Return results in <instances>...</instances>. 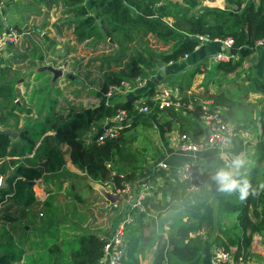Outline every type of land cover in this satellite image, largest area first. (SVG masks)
Returning a JSON list of instances; mask_svg holds the SVG:
<instances>
[{"label": "trees", "instance_id": "obj_1", "mask_svg": "<svg viewBox=\"0 0 264 264\" xmlns=\"http://www.w3.org/2000/svg\"><path fill=\"white\" fill-rule=\"evenodd\" d=\"M54 1L45 0L48 5ZM62 1L68 8L67 18L58 24L55 23L54 31L70 35L76 45L85 40L91 42L93 49L100 43V46L107 45L109 55H115L113 66L118 68L107 70L102 74V81L97 83L100 93L105 92L109 85L119 84L122 80L132 81L136 76L144 77L146 70L153 71L155 66H164L177 61L183 55H188L197 44L194 35H205L208 40L226 38L232 40L228 53L236 58L231 57L211 66L212 70L224 73L231 72L239 66L243 57L251 51L256 42L261 41L264 45V0H258L256 4L247 0L241 8H239L241 0H225L223 8L200 6L197 0H180L177 4H170L166 0ZM40 2L42 0H35V3ZM2 3L4 5L3 0ZM232 4L236 6L235 9L230 8ZM166 17H170L171 22L167 23L164 20ZM21 25L22 23L18 25L15 22L13 26L20 31ZM1 26L0 20V29ZM147 35L169 46L162 51L144 48L145 52H138L136 45L145 41ZM107 40H111L112 43ZM28 42H30L28 39L23 41L22 38L17 46L8 47L9 56L5 57L6 59L0 58V64L2 63L0 65V127L2 128L15 126L20 113L24 117L30 113V108H25L21 104L17 105L15 102L16 99L18 101L20 99L15 98L14 87L19 77L29 76L32 68L43 60L51 64L56 59H64L66 56L61 52L67 51V44L61 46L59 49L61 52L58 51L53 54L54 56L47 57L46 53H36L37 45L31 42L26 45ZM45 43L53 45L47 41ZM26 60L27 64L23 67L25 68L23 71L20 66ZM40 73L48 72L40 71ZM184 77L187 84L191 74ZM38 78L39 76L36 81ZM153 79H149L142 88H137L124 96H118L120 98H110L107 104L100 103L84 112H75L67 121L46 119L45 123H53L50 127L54 130V134L52 137L43 138V142L35 148L32 158L34 161L36 156H44V160L39 163L41 168L18 166L6 179L8 186L0 188V204L3 197L8 194L10 182L20 173L19 175L24 176V179L15 180V190L11 198L18 199L23 208L33 205L34 198L27 187V181L39 178L42 173L56 172L61 166L59 155L51 148L50 140L66 143L69 147L68 156L71 164L90 180L108 186L115 192L136 179V170L144 162V149H138L133 145L134 130L152 129L154 125L160 131L175 128V132L178 135H184L186 141L197 143L202 133L198 121V100H211L212 105L222 107L226 112L238 105L236 99L224 92L206 91L204 95H200L201 97L196 95L200 97L199 99L179 98L176 101L178 106H169L163 110L153 108L148 114L139 113L133 108L132 103L139 97H146L145 103L151 104L148 96L154 92ZM261 81L264 85V64L261 70ZM52 84L53 81L50 83V80L43 82L42 86H38L40 92L48 91ZM181 87L178 84V88ZM34 91H38V88ZM191 97L194 96L191 95ZM188 103L191 104V111H187ZM117 108L125 110L128 123L120 126L114 137L105 138L101 143L95 141V136L88 141L82 139L91 123L113 115ZM222 115L226 119V115ZM25 124L27 125L28 121ZM37 125L38 122L33 121L28 127L30 131H27L26 127L20 130L19 137L26 139L21 153L32 149L35 139L40 134L37 131L42 132L49 128V126L37 128ZM8 145V136L0 134V157L9 155ZM154 156V152L148 154L149 159ZM250 160L253 162L252 165L263 164L262 175L264 176V142L256 143L255 152ZM199 162L203 167H209L213 174L222 164L216 157L199 160ZM2 168L3 166H0V172ZM157 177L161 179V183L155 185L154 193L142 198V210L136 207L123 206L122 208L121 217L125 213L129 214L132 221L125 228L121 264H139L138 255L150 245H154L151 250L153 253L151 264H200L199 251L206 241L234 254L244 252L246 257L252 235L261 234L264 231V190L254 184V169L251 165L245 172L239 171L236 178H246L256 190V195L250 194L247 199L240 200L238 193L227 194L218 191L216 194L218 215L236 213L232 231H224V234L212 233L211 209L206 208L207 199L212 191L207 185H200L195 190H189L184 182L170 178L164 169L151 172L145 183L152 185ZM22 187H27L26 196L22 195L18 198ZM157 194H160L159 198H156ZM111 209L115 211L116 206H111ZM203 209L205 213L197 221L170 226L165 230L166 239H162L160 224L161 220L165 219L160 217L162 214L179 210L192 216H199ZM0 211L2 212L3 209ZM1 212L0 221L9 224V228L0 226V264H16L23 254L22 241L31 232L35 237H43L44 228L36 229L42 223L38 222L35 226L36 219L25 216L32 213L22 208L17 215H14L15 220L2 216ZM38 214L41 215V212L38 211ZM156 218H158L157 228L153 225ZM26 228L28 230H25ZM144 229H149L151 232L149 233L148 230V234L144 235ZM201 230L205 239L199 234ZM14 235H17L15 240ZM72 238L63 249L64 252L72 248L67 252L68 261L58 260L56 244L53 248L51 246L42 249L39 243L30 240L28 246L32 247L33 252L23 256L26 258L23 264H43L40 254L44 251L51 252L50 255L53 258L57 257V260H53L54 264H99L105 236L99 237L93 230L76 233ZM165 244L166 247H164ZM16 246L18 248L13 250Z\"/></svg>", "mask_w": 264, "mask_h": 264}, {"label": "crops", "instance_id": "obj_2", "mask_svg": "<svg viewBox=\"0 0 264 264\" xmlns=\"http://www.w3.org/2000/svg\"><path fill=\"white\" fill-rule=\"evenodd\" d=\"M3 1H4V5H3L4 8L0 10L1 23L3 22V20L5 21V17L7 14H13L12 11L15 12L17 3H19L20 0H3ZM62 16L65 18L67 15L63 14ZM164 20L169 23L171 22L172 19L170 17H166ZM30 23L31 22H29V24ZM36 34L38 35L36 31L31 30L29 32L30 38L28 39L26 37H23V41L24 39H28L31 43H35L43 54L48 52L50 53L52 48L51 45L46 44L45 43L46 41L43 40V38L42 41L40 38H38ZM56 35L59 36L60 40H63L64 38L66 39L70 38V35L64 33L62 34L57 33ZM35 36L37 37L38 40L34 41ZM148 38L152 39L153 37L147 36V39ZM52 39L56 40L53 37ZM70 40L73 41L72 39ZM154 41L156 42L157 45H159V47L167 48L168 46V44L162 43L158 40H154ZM30 42H28L26 45H29ZM64 42L65 40L61 41L60 45L64 46L65 44ZM221 44L222 43L218 42L217 39L197 41V44L192 50V52H190L188 55L182 56L176 62H174V66H175L174 73L175 71H177L178 68L176 67L177 65L182 66L179 72H181L182 70L187 71L189 69L198 66V70H201L204 73L205 68H203L202 66L206 65V59H208V57H210L214 53L226 51L225 49H227V47L222 48ZM100 45L101 43L95 46V48L93 49L92 46L87 42V48L89 50H96L97 48H100L96 50L97 52L108 50V48L103 50L104 45L102 46ZM53 47L55 48L53 54H55L58 52L57 49L60 48H56L58 47V45H53ZM59 52L61 51L59 50ZM76 53H78V51L71 52V54L74 55L76 59H78L77 63L72 58L67 59V61H69V65L67 66V69L69 68L70 63L72 65V63L75 62V65L71 69V72L64 74L63 76L64 80L62 81L63 84H61L60 86L67 85V87L69 88L79 87L78 83H80L81 69L79 65V56H77ZM5 57H7V55L4 56L3 58ZM65 59L66 56L64 60ZM178 62L181 63L178 64ZM42 64H49V63L43 60V62L36 64V67ZM96 64L100 65L99 62L94 63L93 65ZM168 64L169 63H167L166 65ZM263 64H264V45L255 43V45L251 48V51L246 56L243 57L240 65L236 67L238 69L235 68L231 72L224 73L219 70H217L216 72L211 71L212 69L211 67H209L206 68V72L204 73L205 77L207 75H214L217 77H223L225 78V81L228 82L229 80L227 79H230L231 77H233V73L239 71V76H237L233 80V82L235 83V87L231 88L225 86V84L223 85L222 83L219 85L220 83L219 82L217 86L214 84L212 86V89L207 92L221 91L224 92V94L229 95L233 92L239 91L240 95L246 96V94H248L246 98H235L229 95L238 101V105L228 112H226V110L223 109L222 107L214 106L217 107L219 112L225 114L226 120H228L236 128V136L234 137V139H232L230 145L222 151H218L217 149L204 148L203 150L195 153V160L198 165V171L200 172L203 178L204 185H207L208 188H210V190L212 191V194L207 199L206 208L211 209V215L213 220L212 233L214 235L216 233L224 234V231H229V232L232 231L236 213L233 212L226 215L225 214L218 215L216 209V200H215L218 190L215 181L212 179V176L214 174L212 173L209 167H203L200 164L199 160H205L212 157H216L219 159V155L221 152L226 153L228 156H236V155L241 156L246 161V163L245 166L239 171L245 172V170L251 165V167L254 169V180H253L254 184L256 186H261L264 184V176L262 175L263 164L259 163L257 165H252L253 162L250 160L251 157L253 156V153L255 152L256 143L259 141L264 142V98H263L264 85L261 81V70ZM0 65H2V63ZM162 71L163 73L159 74L160 75L158 77L159 79L157 78L154 81V84L160 83L161 80L164 79L163 76L166 74V72H168L166 68L161 69V72ZM50 77L51 74L49 72L44 73L40 75L38 80L36 81L37 77H35L34 74L32 73L29 76H24V77L20 76L17 82L14 84L16 92L18 91V94H20L19 96L23 97L20 98L19 101L16 99L15 101L16 104L17 105L21 104L25 108H30V113L25 117L22 113H20L19 114L20 118L18 119V122L16 124L17 126L15 125L7 128L16 131L17 135L14 138L8 137L9 145L7 147V150L10 151V153L9 155L0 157V166H3V168L1 169L2 172H0V178H3V182L0 184V188H6L8 186L6 179L7 177L10 176V174L14 173L15 169L18 166H24L26 168L31 167L37 169L41 168L39 163L44 160V156L38 155L36 156V159L34 161H32V158L34 157L33 154L35 152L34 151L35 148L37 147V145L43 142V138L45 136L52 137L54 134V130L50 127L51 124L53 123L50 122L45 123L46 119L67 121L75 112H80V111L84 112L88 109L95 107L97 104L105 103L104 98L102 96L100 100L98 98H80L75 96V94H68L69 91L68 88H67L68 89L67 92L62 91L60 88H58V86L55 85V83L58 81L57 78L55 79V82H53L52 86L49 87V90L48 91L46 90L47 92L45 91L44 95L42 94L45 98H33L32 94H30L32 89V84L35 83L37 86H42V83L50 80ZM176 78L178 81L184 82V79L181 78L180 76L176 75ZM240 82L241 85H239ZM204 84L205 82H203V85ZM189 85L190 87L191 86L194 87L193 84L191 85V81ZM64 87L65 86H63V88ZM95 89L98 90V86ZM244 89H247L246 94H244ZM205 90L207 89L205 88ZM100 94L102 95V93ZM119 96H124V95H119ZM26 121H28L27 125L25 124ZM33 121L38 122L37 128H39V126H49V128L46 129L45 131L43 130L42 132L37 131L40 134L35 139L32 149L30 151L21 153L20 151L22 150V147H24L26 144V139H22L19 137L20 130L26 127L25 129L27 131H30L31 129L28 127L32 125ZM102 121L103 119L96 122V124L91 123L90 127L85 132L86 134H84L85 136H87V138L84 139V141H88L90 139L89 137L90 134L93 132L92 130L94 126L97 125L99 128L98 130H96V133L92 136V139L97 133H99L100 130L105 128V125L102 127L99 126V123H102ZM200 126L201 129H203L201 124ZM0 129H2V127H0ZM152 129L155 130L153 132L155 134L154 137L152 138L153 142L148 148L146 146L142 148L144 149L143 152L144 162L141 164V167L136 170V176H137L136 189H141L142 187H145V191L148 192L146 195L154 193L155 185L161 183V179L158 177L156 178V182L152 185L145 183L146 180L149 179L151 172H155L156 170H158L155 167L156 161L158 160L163 161L167 165V169L165 170V172L167 173V175H169L170 178L174 179L175 169L178 168L179 165L184 161L191 159L190 152L185 153L177 150V147L175 146L176 140L172 134L173 130L175 131V128H172L170 130H163V131H160L159 128L157 127H154ZM244 135L247 136L243 138ZM50 142L52 144L51 148L55 150V152L59 155V158L61 160L60 168L56 172L42 173L39 178L27 181L28 184L27 187L31 192V196L34 198V202L32 206H26L24 208L21 206L18 199L11 198L12 197L11 194L15 190V185H16L15 180L24 179V176L19 175L20 173H18L15 179L10 182L8 194H6V196L3 197L2 203L0 204V210L3 209L2 212L0 211L1 215L5 214L14 218V215H17L19 209L22 208V210L32 213L31 215L26 214L25 216H31L32 218H35V215L38 214V211L41 212V216H42L44 211L54 209L55 211L54 216H58L59 220L57 221H60V220H64L62 219L64 216L65 217L68 216V214H66L67 208H65V206L68 205L69 208L70 205H73L74 207L82 206L81 204L78 203V201L82 202L84 201V198H88V194L90 193V191H92L93 195H97V197H100L99 192L95 188L97 185H100V183L90 180L88 177H86V175H84L82 172H80L71 164L68 156V152H69L68 145L66 143H56L53 140H50ZM153 152L155 154L154 158L149 159L148 154ZM89 186L92 187L91 190L89 189ZM27 187H22L20 189L18 198L21 197L22 195L24 197L26 196ZM159 197L160 194H157L156 198ZM103 205L106 208L107 204L103 203ZM118 208L122 213V208L120 206ZM204 213H205L204 209L201 211L199 216H192L179 210L166 212L160 216L165 218L164 220H161V224H160L162 231L169 229L170 226L178 225L180 223L195 222L199 218H201V216ZM120 217L121 215L114 217L112 221L113 226L111 225L112 228L110 227L108 230L102 232L100 229H97L96 234H98L99 237L107 236L108 233L111 232L115 223L118 221ZM157 224H158V218H156L155 222H153L155 228H157ZM82 226L83 225H81L80 228V226L78 225V227L75 226L74 228H76L77 230L80 229L81 231H83V233L91 230V226L89 224L88 227L90 228V230L88 228H82ZM36 229L39 228L36 227ZM148 230L149 229H144L143 234L145 235ZM43 232L44 231H42V234ZM150 232L151 230H149V233ZM199 234L203 236V231L201 230ZM31 240L35 241V239H31ZM206 242L204 243L202 249L199 251L200 264H209L208 246H210L211 243L208 242L206 243ZM142 243L146 244L144 243V241H142ZM151 250L153 249L152 246L150 245L149 248H144L142 252H140V254L138 255L139 264H151L153 258V253ZM147 256H151V258H149V260L145 259ZM245 264H264V231H262L261 234L252 235L250 248L246 256Z\"/></svg>", "mask_w": 264, "mask_h": 264}, {"label": "rangeland", "instance_id": "obj_3", "mask_svg": "<svg viewBox=\"0 0 264 264\" xmlns=\"http://www.w3.org/2000/svg\"><path fill=\"white\" fill-rule=\"evenodd\" d=\"M166 1H168L170 4L180 3V0H166ZM63 3L64 2L62 0H55L54 2H52L51 4L48 5L45 2V0H42V2H40V3H35V0H20L19 3H17V7L15 8V12L12 11L13 14H7L5 17V21H7L8 24H10V25H14L15 22H17L18 25H20L22 22H24V23H22L21 27L23 25H27L29 27L28 32H30L32 30V27L38 28V31H37L38 35L36 34L38 36V38L42 39L40 37V33H44V35L49 40H52L53 45H58V47H56V48H60L61 41L65 40L64 43L67 44V51L66 52L62 51L61 53H62V55H64V53H65L66 59L64 60L62 58H58L50 64L51 66H53V68H57L61 71V76L59 78H57L58 81L55 83V85L58 86V88H60L62 91L67 92L69 89L68 94H75V96L80 97V98H98L100 100L102 95L95 88L97 87V83H100L102 81V74L104 72H106L107 70L109 71V70H113V69L118 68V66H115V67L113 66V59H114L115 55L114 54L109 55L110 52H108V50L97 52L96 50L100 49V48H97L96 50H89L87 48V42L91 45V42L89 40H85V41L79 43L78 45H76L74 43V41L70 40V39H72L71 37L67 38V39L64 38L63 40H60L59 36L56 35L57 33L54 31L53 26L55 23L58 24L62 20H65L67 17L66 16L64 18L62 16L63 14L68 13L67 12L68 8L65 7V5ZM224 4H225V1L223 3H221L220 5H217V3H214V4L204 5V6L223 8ZM3 8H4V6H3ZM230 8H231V5H230ZM231 9H234V8H231ZM24 13H26V14H24ZM68 17H69V14H68ZM29 22H31V23L29 24ZM147 36H151V35H147ZM52 37L55 38L56 40L52 39ZM35 40H38L36 36L34 37V41ZM142 40H145V39H142ZM154 40H156L154 37L152 39H150V38L147 39V37H146L145 41H142L141 43H138L136 45L137 51L138 52H141V51L145 52L144 48H146V49L150 48L154 51L165 50V48L159 47V45H157ZM196 41H197V39H196ZM107 42L112 43L111 40H107ZM258 42H256V43L262 44L261 41H260L261 43H258ZM53 45H51V47H52L51 52L46 53L47 57L54 56L53 51L55 48L53 47ZM106 46H104L103 50H105L107 48ZM73 50L78 51V53H76V55L79 56V65H80V69H81L80 83H78L79 87L69 88V87H67V85L60 86L61 84H63L62 81L64 80V78H63L64 74L71 72V69L75 65V62H73L72 65L70 63V66L67 69V66L69 65V61H67V59L72 58L77 63L78 59H76L74 57V55L71 54V52H75ZM57 51H59V49H57ZM38 52H41V50L36 46V53H38ZM101 54H104V55H101ZM183 56H185V55H183ZM234 58H236V57H234ZM97 62L102 63V64L101 65H99V64L93 65L94 63H97ZM179 63H181V62H178V64ZM26 64H27V60L25 63L21 64V66H20V67H22L21 69L23 71L25 70V68H23V67H25ZM172 64H173V66H172ZM212 65H213L212 63H209L206 61V65L202 66L203 68H205L204 73L206 72V68H209ZM174 67H175L174 62L169 63L168 65H164V66H159V67L155 66V69L153 71L146 70V72H145L146 75L144 77H139V76L138 77L140 79L145 80V82H147L149 79L152 80L153 78L155 81L156 80L155 78H158L160 76L159 74L163 73V71L161 72V69L166 68V70L168 72H166V74H165L166 76L165 75L163 76L164 79H162L160 83H158V84L156 83L153 86L154 92L157 91L158 88H160V87L167 86L170 89H173L177 92L178 98H183V97L190 98L191 95H193L194 98H200L201 94H203L204 92L206 93V91L211 90L212 86L214 84L217 86V84L219 82H220L219 85L222 83L223 85L225 84V86H228L231 88L235 87V83L233 82V80H234V78L239 76V71H236L235 73H233V77H231L230 79H227V80H229L227 82V81H225V78H223V77H217L214 75H207L205 77L204 73L201 70H198V66H196L192 69H189L187 71L182 70L181 72H179L181 70L182 66L177 65L176 67H178V68H177V71H175V73H174ZM36 68H37L36 65L32 68V73L34 74V76L37 77V76L42 75L39 71L36 70ZM236 69H238V68H236ZM211 71L216 72L217 70L213 69ZM189 74H191V77H190L188 83L186 84V82H185L186 77H184V76H187ZM176 75L183 78L184 82L178 81L176 78ZM204 77H205V79H204ZM46 80H47V78H46ZM33 81H35V80H33ZM52 81L55 82V79ZM122 81L126 82L127 85L130 88H132L131 92L138 88V87H136V84L132 81H125V80H122ZM190 81H191V85L193 84L194 87H192V86L190 87V85H189ZM203 82H205L204 85H203ZM178 84H180L182 86L180 89L178 88ZM239 85H241V82L239 83ZM63 86H65V87L63 88ZM37 88H38V91H34V89H37ZM205 88L207 90H205ZM246 93H247V89H244V94H246ZM30 94H32L33 98H45L43 96L44 93L40 92L39 87L35 83L32 84V89H31ZM19 95L20 94H17V92H16L15 98H23L22 96H19ZM196 95H198L200 97H197ZM229 95H231L235 98H246L248 94H246V96L245 95L243 96V95H240V93L238 91V92H233ZM117 96H119V94L114 95L112 98L117 97ZM117 98H120V97H117ZM263 98H264V96H263ZM96 126L93 127V130H92L93 132L90 134V137H89L90 139L96 133V130H98V128H99L98 126L97 127ZM153 127H155V125ZM154 131H155L154 129H152V130L151 129L134 130L133 132L135 133V143H133V145L138 149L143 148L144 146H146L148 148L151 145V143L153 142L152 138L155 135L153 133ZM132 184L134 186H137L136 179L132 182ZM89 189L91 190L92 187L89 186ZM106 189H108V188H106ZM140 191L142 193L144 192L142 189H140ZM100 197H97V195H93L92 191H90V193L88 194V198L83 197L84 201H82V202L78 201V203L81 204L82 206L74 207L73 205H70V208L68 205L65 206V208H67L66 214H68V216H66V217L64 216L62 219H64L65 221L60 220L62 222L57 221L59 219H58V216H54V213H55L54 209L46 210V211H44V213L42 212L43 213L42 216L39 214H36L35 226L38 224V222L42 223V225L39 227V229L44 228L43 229L44 230L43 237L34 238L35 235L31 232L27 236V238L22 241L21 247H22L23 254L21 255V258L19 259V261L16 264H23V262L26 259L23 256H28L29 253L32 254V252H33L32 247L28 246V241H30L31 239H35V241L40 244V247L42 249H46V248H49L51 246L53 248L54 244H56L58 246L57 250H56L57 254H59L58 260H64L66 262L69 259L67 252L69 250H71L72 248L64 250V252H63V249H65V246L67 245V243H69L70 240L73 239L72 237L77 232L83 233V231H81L80 229L77 230L76 228H74L75 226L78 227V225H79L81 228V225H83L82 228H88L90 230V228L88 227V224H89L91 226V230H90L91 232H92V230L97 231V229H100L102 232V231L108 230L110 227L112 228V226H113L112 221H113L114 217L121 215V211L118 207L120 206L121 208H123V206L120 205L119 203H117L116 210L112 211V209H111L112 205L109 204L108 201L104 200V198H102V197L100 198ZM103 203L107 204L106 208L104 207ZM69 211H70V214H69ZM14 220H15V218H14ZM0 226H2L5 229L9 228V224L3 223L1 221H0ZM25 230H28V229L26 228ZM147 234H148V231L146 232L145 235H147ZM16 237H17V235L13 236L14 240ZM31 243H32V241H31ZM153 247H154V245H152V248ZM17 248L18 247L16 246L13 248V250H16ZM50 254H51V252H46V251H44L40 254L42 256L41 261H43V264H54L55 263L53 260H57V257L53 258V257H51ZM149 258H151V256H147L145 259L149 260ZM145 259H143V260H145Z\"/></svg>", "mask_w": 264, "mask_h": 264}, {"label": "built area", "instance_id": "obj_4", "mask_svg": "<svg viewBox=\"0 0 264 264\" xmlns=\"http://www.w3.org/2000/svg\"><path fill=\"white\" fill-rule=\"evenodd\" d=\"M225 0H197L198 5L204 6L208 4L217 3L220 5ZM247 0H241L239 3V8ZM253 3H257L258 0H250ZM3 8L2 0H0V10ZM231 8H236L235 5H231ZM197 41L208 40L205 35H195ZM22 39V30L18 31L14 28L13 25L8 24L3 20L2 26L0 29V58L9 55V46H17ZM222 43L224 46L230 47L232 40L226 38L222 41L217 40ZM258 43H261L260 41ZM232 57V55L227 52H218L214 53L208 59L209 63H216L219 61H225ZM132 82L136 84V87L142 88L146 82L143 79H140L138 76L132 79ZM130 88L126 82L121 81L116 85H109L105 92L102 93L104 102L108 103L109 99L114 95H126L128 92H131ZM143 98L135 99L132 103L133 108L143 114L149 113L153 108L157 110H163L169 106H178L176 102L179 98L177 92L173 89H170L167 86L158 88L157 91L153 92L152 95L148 96L151 104L145 103ZM194 100V97L189 98ZM187 111H191V104L186 105ZM198 121L202 125V134L197 143H192L185 140L184 135H178L174 130L172 132L176 142L175 146L180 152H190L191 159L184 161L175 169L174 180L184 182L187 189L195 190L198 186L204 185L203 178L198 171V165L195 160V153L203 150L204 148L217 149L222 151L230 145L232 139L236 136V128L228 120H226L222 113L219 112L217 107L212 105L211 100L200 99L198 100ZM128 118L125 110L117 108L115 113L109 117L103 119L102 123H99V126L102 127L105 125V128L99 131L95 135V141L101 143L105 138L114 137L117 133V130L120 126L127 124ZM247 135H244L246 137ZM155 167L158 169H167V165L158 160L155 163ZM169 176V175H168ZM108 187V186H107ZM144 192L142 193L140 189H136L131 183H126L120 191H115L113 193L117 194L121 198V205L125 207H136L139 210L143 209V204L141 203L142 198L148 193L145 191V187L141 188ZM136 190V191H135ZM117 201L112 203V206H117ZM155 218V217H154ZM132 221L129 214H124L120 217L115 223L111 232L105 236L106 240L102 245L101 258L99 264H121L122 249H123V240L126 225ZM162 239H166L165 231L161 232ZM166 247V244L164 245ZM209 252V264H245L246 257L244 252H239L234 254L231 251L224 250L220 246L211 244L208 246Z\"/></svg>", "mask_w": 264, "mask_h": 264}, {"label": "clouds", "instance_id": "obj_5", "mask_svg": "<svg viewBox=\"0 0 264 264\" xmlns=\"http://www.w3.org/2000/svg\"><path fill=\"white\" fill-rule=\"evenodd\" d=\"M225 47H227V46H225ZM227 48H229V47H227ZM228 54H230V53H228ZM232 57L234 58V56H232ZM105 104H107V103H105ZM219 159L223 163L215 169L214 175L212 176V179L215 181V183L217 185V190L219 192L227 193V194L238 193L240 200L247 199V197L250 194H252V195L257 194L256 190L252 188V185L250 184V182L246 178H244V179H237L236 178L237 175L239 174V170L242 169L246 163V161L241 156H238V155L228 156L226 153L221 152L219 155ZM100 185H102V184H100ZM102 186L104 188H108L107 186H104V185H102ZM260 188L262 190H264V185H261ZM106 190L111 191L109 188ZM118 203L121 204V201Z\"/></svg>", "mask_w": 264, "mask_h": 264}, {"label": "water", "instance_id": "obj_6", "mask_svg": "<svg viewBox=\"0 0 264 264\" xmlns=\"http://www.w3.org/2000/svg\"><path fill=\"white\" fill-rule=\"evenodd\" d=\"M21 30H22V38L23 37H26V38H30L29 36V27L27 25H23L21 27ZM32 30L34 31H38V28H35V27H32ZM40 37L43 38V40L47 41L48 43H52V40H49L45 35L44 33H40ZM222 48H226L223 44H221ZM226 51L225 52H228L229 51V48L225 49ZM38 68V69H37ZM36 68L37 71H47L51 74V78H50V82L56 78H59L61 76V71L57 68H53V66H51L50 64H42L40 66H38ZM98 105V104H97ZM0 134H3V135H6L8 136L9 138H14L16 135H17V132L16 131H13V130H10V129H7V128H2L0 129ZM85 137V138H84ZM87 136H83L82 139H86ZM3 182V178H0V184ZM97 189V191L99 192V195L104 198V200L108 201L109 204H112L114 202H120L121 201V198L109 191V190H106L102 185H97L95 187ZM4 217L6 218H9L11 220H13L14 218L9 216V215H5V214H2Z\"/></svg>", "mask_w": 264, "mask_h": 264}, {"label": "bare ground", "instance_id": "obj_7", "mask_svg": "<svg viewBox=\"0 0 264 264\" xmlns=\"http://www.w3.org/2000/svg\"><path fill=\"white\" fill-rule=\"evenodd\" d=\"M257 46H259V45H257Z\"/></svg>", "mask_w": 264, "mask_h": 264}]
</instances>
